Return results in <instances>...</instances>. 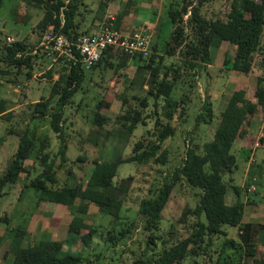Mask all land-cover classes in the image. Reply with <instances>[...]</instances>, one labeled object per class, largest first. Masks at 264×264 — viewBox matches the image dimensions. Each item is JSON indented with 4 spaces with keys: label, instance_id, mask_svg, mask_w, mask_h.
<instances>
[{
    "label": "trees",
    "instance_id": "obj_1",
    "mask_svg": "<svg viewBox=\"0 0 264 264\" xmlns=\"http://www.w3.org/2000/svg\"><path fill=\"white\" fill-rule=\"evenodd\" d=\"M35 1L42 4L43 10L35 24L39 39L49 25L55 32H61L69 39L89 34L94 30V24L109 21L105 15L110 12L114 16L112 25L115 29L131 33L137 28L146 27L145 24L134 25L129 29L123 27L121 21L122 16L126 15V5L123 11H117L114 6H118L119 0H99L95 9L87 6L85 11L88 18L81 16L79 8L85 4L80 0H66V3L63 0ZM108 2L112 4L111 8H107ZM127 2L132 4V0ZM163 3V16L169 22L170 30L161 44L160 52L156 51L155 44H151L150 33L147 56L139 53L129 55L120 48L109 46L101 52L97 61L85 67L80 62L70 64L64 54L57 55L56 52L51 53L50 57H55L51 60L36 44L39 39L35 44H29L25 43L27 38L24 37L3 46L0 62L5 67L0 68L1 74H10L9 68H15L14 74H18L21 67H26L25 76L28 77L31 74V61L39 57L45 61V75L51 80L48 95L28 104V114L30 120H45L59 143L54 154L58 156V162L54 164L53 157L49 159L46 151L49 140L45 131L37 132L35 127L29 128L26 125L16 134L18 142L15 151L0 173V198L7 194V188H4L14 184L21 172L27 171L23 167L24 161L31 160V164L37 161L42 165L40 173L23 184V188L31 187L38 191L37 200L64 206L70 215L65 224L66 231L73 238L77 236L83 246L89 245L96 232V226L85 223L88 205H94L98 213L110 217V228L106 229L104 241L114 246L119 240L126 239L133 226L132 219L128 220L123 215V202L130 192L132 177L127 175L126 179L114 183L117 166L121 163L164 164L166 150L161 144L176 132V124L181 121L175 124V118L182 119V123L186 124V115L195 112L193 121L197 125L209 123L215 117L209 140L198 144L192 142L189 135L190 146L186 147L182 163L174 173L176 179H182L194 189L196 196L194 205L186 208L182 212L183 218L177 220V223H181L185 214L190 215V232L174 241L171 240V230L167 231L166 238L156 234L159 212L171 184V178H166L161 186L148 189V193L139 199L136 215L142 220V229L147 230L148 234L144 248L134 254L132 264H181L185 257L191 259V264H201L194 259L198 256H206L209 264H263L262 260L255 257L256 245L264 239V223L243 220L247 194H244L245 199L239 198V190L247 193L248 186H254L256 178L252 176L247 184L236 186L229 185L231 179H224V174L230 173L237 166L234 151L239 149L243 153L242 157L247 156L256 143L260 146L264 141L263 135L257 138L256 132L249 128L250 120L264 113V0H164ZM152 4H156V0ZM139 9L128 8V13ZM145 12L149 16L154 15L151 11ZM87 24L89 27H84ZM105 25L110 27L108 23ZM211 46L215 49L223 47L220 69L244 75L253 69L258 70L254 85L245 90L235 87L223 108L214 115L207 98L201 100L200 111H197L193 106L195 103L190 99V92L182 93L183 72L196 76L200 69H204L211 60ZM227 46H231V56L227 53ZM165 56L176 59L166 64L163 60ZM59 63L58 69L52 68ZM129 63L134 65V70L121 95H116L121 111L115 116V122L122 128L124 135L131 134L137 125L145 126L143 110L151 99L154 120L152 127L146 131L153 138L136 140L130 155L126 157H114L109 161L91 160L90 171L83 183L82 179L73 185L67 183L74 162L67 153L69 139L62 128L63 108L72 102L82 82L90 80L96 67L101 70L99 74L107 68L120 77L122 69ZM176 85L181 88L178 98L173 97ZM101 96L95 99L90 120L98 127L105 123L106 114L102 110L106 111L105 107H108L107 100ZM158 100L162 101L161 105ZM8 101L0 98V117L10 112ZM236 139L239 141L238 148L233 146ZM87 141L92 145L96 143L89 137ZM76 158L86 160L80 156ZM227 187L232 190L231 203L225 201ZM250 191H255V186ZM248 200L255 207L253 200ZM250 210H254L253 207ZM226 227L236 230L234 236L229 235ZM20 234V230L15 232L17 236ZM157 241L159 250L153 253ZM82 260L79 252L63 250L62 242L58 240L38 239L12 250L10 264H81Z\"/></svg>",
    "mask_w": 264,
    "mask_h": 264
},
{
    "label": "rangeland",
    "instance_id": "obj_2",
    "mask_svg": "<svg viewBox=\"0 0 264 264\" xmlns=\"http://www.w3.org/2000/svg\"><path fill=\"white\" fill-rule=\"evenodd\" d=\"M80 1L85 4V6L78 5V8L80 6L79 9L82 11L81 16L88 18L89 15L85 10L88 7L95 9L99 0ZM154 1L141 0V4H144L145 7H140L139 10L151 11L156 17L157 24L162 23L164 26L165 23L169 24L163 16L164 0H156V4H152ZM63 2L66 3V0H63ZM140 2L137 1L136 4ZM125 5V16L128 14V8L133 10V7L138 6L128 4L127 0H119L118 6L114 7H117L115 8L117 11H123ZM42 12V4H38L35 0H0V51L4 45H8L5 40L6 35L13 37L15 40L26 37L27 41L25 43L29 44L38 42L39 36L35 24L40 19ZM125 16L122 17L121 21L123 27L129 29L132 25H136L132 23L131 18H125ZM155 26L151 34V44H155L156 51L160 52L162 49L161 44L165 41L168 32L167 29H164L157 36ZM262 41V47L264 48V37ZM215 51V48L211 46L210 55L213 62L207 71L200 69L198 76H195V74L194 76L189 75L187 71L183 72L184 88L182 91V93L190 92V99H192V103H195L193 106L197 111H200L199 104H201V100L207 98L211 103L212 115L221 110V106L224 105L223 101L234 90L235 86L233 87L232 84L235 81H240L237 77L244 76V74L235 71H233L234 76H230L227 70L220 69L217 59L214 61ZM227 53L230 56L232 55L231 46L228 47ZM256 57L257 55L254 59V68L256 67ZM175 59V57L165 56L163 60L164 63L168 64L174 62ZM31 64V74L28 77L25 76L26 67H21L18 74H14L15 68H9L11 70L10 74L0 73V79H2L0 98L9 100L7 108H10L9 113L0 117V173L4 171L12 153L15 151L18 142L16 134L20 133L26 125L29 128L35 127L37 132L45 131L49 140L46 149L49 159L53 157V163L58 162V156H54L59 143L56 135L50 131L45 120L29 119V101L46 97L51 83V80L45 75L47 65L41 57L37 58L36 61H31ZM58 65L60 63L54 65V67L52 66V68L58 69ZM4 67L3 63L0 62V68ZM99 69L96 67L93 70L90 80L82 82L81 89L73 96L72 102L63 108L64 123L62 128L64 135L69 139L67 153L74 162L72 174L67 183L72 185L80 179H82L81 183L85 181L90 171L91 163L89 162L91 160L109 161L114 157H126L130 155L131 147L136 140L153 138L146 131L152 127L154 120L151 99H149L148 106L143 110L145 126L137 125L131 134L124 135L122 128L115 122V116L121 111L119 99L116 98V95L117 93L121 95L126 87L128 79L133 73L134 65L129 63L123 68L120 77L114 75L111 69L107 68H104L99 74L101 71ZM254 71L256 69L251 72ZM22 82L25 83L22 84ZM244 83L251 87L249 79H246ZM176 86L173 89V97L178 98L181 88L179 86L176 88ZM13 88L16 90H13ZM99 96L108 102V107L104 106L106 111L105 109L102 110L106 114V120L101 127L90 122L95 99ZM161 103L162 101L158 100V104L161 105ZM194 115L195 112L186 115L185 122H188L186 124L182 123V119L175 118L176 121L173 120L175 124L177 121L181 122H177L176 132L161 144V147L166 150V162L164 164L137 165L135 163H121L117 166L116 174L113 177L114 183H118L127 175L132 177L130 192L123 202V215L128 220L132 219L133 226L126 235V239L119 240L114 246L110 242L104 241L106 229L110 228V217L98 213L96 207L92 204L88 205V216L85 223H91L93 227L96 226V232L93 234L89 245L83 246L77 236L73 238V235L66 231L65 226L70 218L68 210L62 205L54 206L53 203L50 204L51 202L47 200H37L38 191L31 187L23 188V184L28 183L42 169V165L38 164L37 161L31 164V160H25L23 167L27 171L21 172L14 184L7 185L4 188V190L7 188V194L0 198V264H10L12 250L29 245L38 239L62 242L63 250L81 254L83 259L81 264H132L134 254L144 248V242L148 234L147 230L142 229V220L136 215L139 199L148 193V189L161 186L162 181L166 178H171V184L168 188L167 199L159 212L160 221L156 234L166 238L168 236L167 231L171 230L172 241L185 237L191 230L192 217L185 214L183 222L177 223V220L183 218L182 212L186 208H191L194 205L196 196L194 195V189L187 186L182 179H176L174 173L182 163L186 147L190 146L189 135L192 142L201 144L211 138L215 123V117H213L209 123L194 125ZM252 119L257 124H262L264 113ZM256 135L258 138L262 134L256 133ZM87 137L94 139L95 145L90 144ZM233 146L238 147V141L234 142ZM253 147L249 150L247 156L243 157L242 151H239V149L234 151L237 166L230 173L224 174V179L228 177L231 179L229 185L236 186L247 184L252 176L256 178L254 182L255 191L247 190V193H243L245 191L239 190L240 199H245L244 194H247L245 201L247 208L243 214V220L245 221L250 216V207H253L255 213L261 214L264 212V147L258 145ZM77 156L84 157L86 160H77ZM244 157H246L245 160ZM58 174L61 177L60 171H58ZM226 191L227 202H230L231 195L233 197L232 190L227 187ZM248 199L253 200L255 207ZM250 221L256 222L258 219H250ZM30 226L35 230L28 228ZM226 229L229 235L234 236V228L226 227ZM17 230H20V236L15 235ZM157 250H159V241H157V245L152 252L154 253ZM194 259L200 261L201 264H209L206 256H198ZM181 264H191V259L185 257Z\"/></svg>",
    "mask_w": 264,
    "mask_h": 264
},
{
    "label": "built area",
    "instance_id": "obj_3",
    "mask_svg": "<svg viewBox=\"0 0 264 264\" xmlns=\"http://www.w3.org/2000/svg\"><path fill=\"white\" fill-rule=\"evenodd\" d=\"M105 17L109 19L106 23L110 24V27L100 21L94 25V30L89 34H82L71 39L61 32H55L49 25L43 30L37 45L44 51L45 56L50 57L53 52H56L57 55L64 54L70 64L80 62L85 67H89L97 61L101 52L109 46L120 48L129 55L134 53H139L141 56L148 55L151 33L149 29L140 27L128 33L113 27L114 16L111 12L107 13ZM5 40L8 44L15 41L8 35ZM54 58L50 57L51 60ZM256 145L258 144L256 143ZM253 188L252 184L248 186V190H253Z\"/></svg>",
    "mask_w": 264,
    "mask_h": 264
},
{
    "label": "crops",
    "instance_id": "obj_4",
    "mask_svg": "<svg viewBox=\"0 0 264 264\" xmlns=\"http://www.w3.org/2000/svg\"><path fill=\"white\" fill-rule=\"evenodd\" d=\"M137 1L138 2H140L141 0H132V4H136L137 3ZM147 1H149V0H147ZM153 1V0H152ZM138 5V6H137ZM135 6H137L138 8H140V7H143V5L141 4V2L139 3V4H136ZM111 8L112 6H111V3L110 2H108V5H107V8ZM115 8H117V7H115ZM119 9V8H118ZM113 10V9H112ZM117 10V9H116ZM133 17H132V16ZM128 16V17H127ZM127 16H125V18H131V21H132V23L133 24H136V25H144L145 24V26L146 27H148V28H150V30H151V33H152V31H153V27L155 26V28H157L156 29V35L158 36L160 33H161V31L162 30H164V29H167V32L170 30V25L169 24H167V23H165V26L164 25H162V23H156V17H154L155 15H153V16H149L148 14H146V12L144 11V10H137L135 13L133 12V11H130L128 14H127ZM122 17H124V16H122ZM86 21V20H85ZM94 22V21H93ZM95 23V22H94ZM95 25V24H94ZM135 25V26H136ZM88 26V24L87 25H85L84 27H87ZM134 25H132L131 26V28L133 27ZM89 27V26H88ZM216 51H215V54H214V61H215V59H217V61L219 62L218 63V65L220 64V61H221V58H222V50H223V47H221L220 49H215ZM262 51L264 52V48H262ZM218 55H220V56H218ZM210 58H211V60H210V63L209 64H206V67L203 69L204 71H207V69H208V67H210L211 66V64H212V62H213V58L210 56ZM47 68V67H46ZM227 72L229 73V75L231 76V75H233L234 76V72L233 71H230V70H227ZM258 74V70H256V71H254V72H249L248 74H245L244 76H240V77H237V79H239L240 81H235L232 85H233V87L235 86V85H237V86H235L236 88H240V89H242V90H245L248 86L246 85V83H244V81L246 80V79H249V81H250V84H251V86H253L254 85V83H255V77H256V75ZM199 75V74H198ZM197 75V76H198ZM244 79V80H243ZM0 83H2V79H0ZM25 82H22V84H24ZM235 87H234V89H235ZM13 90H16V89H14L13 88ZM229 96V95H228ZM228 96L226 97V100H227V98H228ZM36 100H38V99H33V100H31V101H29V103L28 104H30V103H32V102H34V101H36ZM226 100L225 101H223L224 102V104L226 103ZM224 106V105H223ZM223 106H221V109L223 108ZM8 110H10V108L8 109ZM260 123V122H259ZM261 123L263 124V126H262V124H257L256 123V121L254 120V119H251L250 120V123H249V128H251V130H254L257 134H259V133H261L263 136H264V121L262 120L261 121ZM238 141V140H237ZM237 141H235V142H237ZM263 144L262 145H260L261 147H264V141L262 142ZM238 146H239V141H238ZM259 146V147H260ZM238 148V147H237ZM231 200V201H230ZM232 200H233V198H232V196H231V198L229 199V201L230 202H227V196H226V198H225V201H226V203H231L232 202ZM50 204H52V202L50 203ZM54 206H55V204H54ZM249 218H248V221H250V219H258V221L257 222H263L264 223V212L263 213H261V214H258V212H256L255 213V211L254 210H251L250 212H249ZM30 225H31V223H30ZM28 228H30V229H32V230H35V229H33L32 228V226H30V227H28ZM236 231V230H235ZM256 250H257V255H256V259L258 260V259H260V260H262L263 261V264H264V239L262 240V242H259L257 245H256Z\"/></svg>",
    "mask_w": 264,
    "mask_h": 264
}]
</instances>
